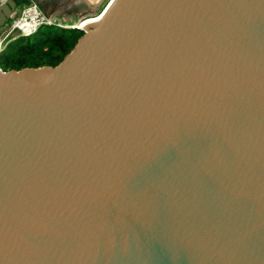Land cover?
Listing matches in <instances>:
<instances>
[{
  "label": "water",
  "instance_id": "obj_1",
  "mask_svg": "<svg viewBox=\"0 0 264 264\" xmlns=\"http://www.w3.org/2000/svg\"><path fill=\"white\" fill-rule=\"evenodd\" d=\"M100 17L0 67V264H264V0Z\"/></svg>",
  "mask_w": 264,
  "mask_h": 264
},
{
  "label": "trees",
  "instance_id": "obj_2",
  "mask_svg": "<svg viewBox=\"0 0 264 264\" xmlns=\"http://www.w3.org/2000/svg\"><path fill=\"white\" fill-rule=\"evenodd\" d=\"M53 26L56 27L55 31L41 26L30 35H18L8 39L0 51V67L10 70L57 65L72 50L84 31Z\"/></svg>",
  "mask_w": 264,
  "mask_h": 264
},
{
  "label": "rangeland",
  "instance_id": "obj_3",
  "mask_svg": "<svg viewBox=\"0 0 264 264\" xmlns=\"http://www.w3.org/2000/svg\"><path fill=\"white\" fill-rule=\"evenodd\" d=\"M20 8L16 11L14 16L21 12L22 5L29 4V1L38 3L47 16L56 20L61 26L75 25L77 21L86 18H95L100 16L111 0H21ZM89 16V17H88ZM57 24V25H59ZM45 29L56 30L53 25L43 26ZM6 39L2 43V49L7 43Z\"/></svg>",
  "mask_w": 264,
  "mask_h": 264
},
{
  "label": "built area",
  "instance_id": "obj_4",
  "mask_svg": "<svg viewBox=\"0 0 264 264\" xmlns=\"http://www.w3.org/2000/svg\"><path fill=\"white\" fill-rule=\"evenodd\" d=\"M29 2V4L22 5L19 15L14 16L16 14L14 13L4 30L0 33V51L2 49L1 45L6 39L18 35H30L44 25L59 24L56 20L45 15L38 3Z\"/></svg>",
  "mask_w": 264,
  "mask_h": 264
},
{
  "label": "bare ground",
  "instance_id": "obj_5",
  "mask_svg": "<svg viewBox=\"0 0 264 264\" xmlns=\"http://www.w3.org/2000/svg\"><path fill=\"white\" fill-rule=\"evenodd\" d=\"M100 16L95 17V18H86L84 20L77 21L75 24H76V26H79V27H86V26H88L90 24H93V23L97 22L101 18ZM71 26H72V24H71ZM73 26H75V25L73 24Z\"/></svg>",
  "mask_w": 264,
  "mask_h": 264
},
{
  "label": "flooded vegetation",
  "instance_id": "obj_6",
  "mask_svg": "<svg viewBox=\"0 0 264 264\" xmlns=\"http://www.w3.org/2000/svg\"><path fill=\"white\" fill-rule=\"evenodd\" d=\"M22 2V1H21ZM21 2L19 3V5L17 6V8H16V10H15V13H16V11L20 8V4H21ZM14 15V14H13Z\"/></svg>",
  "mask_w": 264,
  "mask_h": 264
},
{
  "label": "crops",
  "instance_id": "obj_7",
  "mask_svg": "<svg viewBox=\"0 0 264 264\" xmlns=\"http://www.w3.org/2000/svg\"><path fill=\"white\" fill-rule=\"evenodd\" d=\"M4 0H0V4L3 2Z\"/></svg>",
  "mask_w": 264,
  "mask_h": 264
}]
</instances>
